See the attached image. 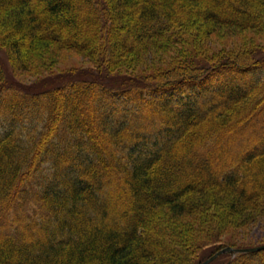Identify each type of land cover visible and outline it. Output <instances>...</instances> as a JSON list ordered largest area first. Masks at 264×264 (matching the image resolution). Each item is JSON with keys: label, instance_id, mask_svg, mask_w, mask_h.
<instances>
[{"label": "trees", "instance_id": "16d2710c", "mask_svg": "<svg viewBox=\"0 0 264 264\" xmlns=\"http://www.w3.org/2000/svg\"><path fill=\"white\" fill-rule=\"evenodd\" d=\"M224 29L264 34V0H0V264H200L214 227L264 220V52L122 71ZM55 50L95 67L12 69Z\"/></svg>", "mask_w": 264, "mask_h": 264}, {"label": "rangeland", "instance_id": "374dc122", "mask_svg": "<svg viewBox=\"0 0 264 264\" xmlns=\"http://www.w3.org/2000/svg\"><path fill=\"white\" fill-rule=\"evenodd\" d=\"M122 38H126L124 33H122ZM204 38L205 39L202 40L201 45L196 44V42L193 43L190 40L188 44H182L183 46L181 45L177 47L176 50H171V52L165 51L163 53L157 51L153 54L152 51H148L144 54L143 58L136 60L135 64L124 68L122 71L132 75H138L140 73H161L174 67L176 64H182L179 56L180 58L184 56L188 59L191 58V61L196 62V64H204L218 54L228 55L242 51L253 52L254 54L264 52V34L259 31L224 29L223 31L215 32ZM54 53H57L56 60L49 61L46 58L48 61L45 62V65L39 66L37 65V62L36 64H33L32 67H27V65H11L12 69L14 72L19 74V78L24 82V84L36 85L46 83L52 79L59 80L61 79V75L68 74L73 70L75 72H89L87 70L89 67H95V64L92 63L87 56L82 54L65 50H55L53 54ZM0 58L4 64L9 63L7 62V54L4 48H0ZM8 67H10V64ZM8 76L9 78L18 80L16 76V78L13 76L11 68H9ZM18 103H23V105L27 104L25 102ZM20 107L21 104L19 108ZM16 108L18 107L16 106ZM33 113H36V109ZM33 113L24 118L22 123V120L17 122L16 126L22 125V127L26 129L27 126H25V124L29 121V119L34 117L36 120H39L42 116L41 114L39 116H32ZM237 143L239 142H233V145H236ZM44 173L45 172L41 173L42 176L45 175ZM119 178V174L116 173L111 177L110 181H113V184L121 186ZM29 223L30 222L27 221L24 225L27 226ZM228 242L233 244L234 248L254 247L264 244V220L257 219L248 223L246 226L225 227L223 230L214 227L213 233L204 239L203 245L199 250V252H201L200 256L207 257L208 254H211V252H213L211 254L213 255L215 252L220 250L218 249L220 245L224 246L229 244ZM228 252H232L231 256L230 254H227L230 258L234 257L236 254L233 251Z\"/></svg>", "mask_w": 264, "mask_h": 264}, {"label": "water", "instance_id": "95a60500", "mask_svg": "<svg viewBox=\"0 0 264 264\" xmlns=\"http://www.w3.org/2000/svg\"><path fill=\"white\" fill-rule=\"evenodd\" d=\"M264 249V244H261L259 246H254V247H243V248H234L232 246L225 247L221 250H218L216 253L211 255L209 258L205 259L203 262L200 264H208L210 263L213 259H215L219 254L222 252H225L227 250H231L234 252H247V251H258V250H263Z\"/></svg>", "mask_w": 264, "mask_h": 264}]
</instances>
